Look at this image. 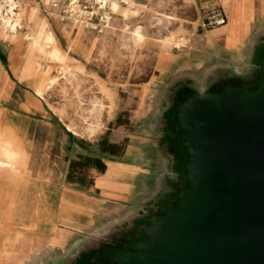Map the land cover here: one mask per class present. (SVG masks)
I'll use <instances>...</instances> for the list:
<instances>
[{
	"label": "crops",
	"instance_id": "0c3cea01",
	"mask_svg": "<svg viewBox=\"0 0 264 264\" xmlns=\"http://www.w3.org/2000/svg\"><path fill=\"white\" fill-rule=\"evenodd\" d=\"M207 2L210 10L224 9L228 23L203 33L187 56L173 58L176 77L183 72L179 77L184 84L159 109L157 118H150L151 136L127 134L123 128L115 131L109 143L119 147L117 155L98 150L93 157L106 169L85 170L91 183L85 187L69 182L68 175L71 163L81 156L91 157L85 154L89 151L44 98L55 79L51 69L40 73L34 66L40 59L56 61L48 54L32 52L20 38L10 44L0 38L1 238L7 237L10 243L17 224L35 222L36 229L45 231L39 234L41 239L48 230L55 236L45 239L71 240L70 248H59L67 254L54 264H97L117 249L140 241L147 225L173 206L187 184V153L176 136V112L192 92L193 76L215 68L223 77L254 79L264 71V0ZM28 14L34 21L33 35L38 36L44 26L48 30V24L37 19L38 9ZM49 33L53 41L54 32ZM48 43L44 42V49L59 53L67 70L69 58ZM182 61L183 67H176ZM46 69L47 85L40 95L38 87ZM84 231L88 235L81 240ZM2 243L6 240L1 239Z\"/></svg>",
	"mask_w": 264,
	"mask_h": 264
},
{
	"label": "rangeland",
	"instance_id": "374dc122",
	"mask_svg": "<svg viewBox=\"0 0 264 264\" xmlns=\"http://www.w3.org/2000/svg\"><path fill=\"white\" fill-rule=\"evenodd\" d=\"M33 1L39 4L37 19L48 24L49 32H54L53 41L48 44L52 42V49H58L62 56L69 58L64 71L58 62L40 59L34 64L37 71L50 68L55 76L44 98L65 126L77 133V136L72 134L89 151L86 156L91 157L97 154L101 144L113 140V133H118L119 129H125L127 134L151 136L150 118L156 119L159 109L167 106L174 99L177 88L184 84L180 81L183 77H179L183 72L176 77L173 58L187 56L195 48L194 44L209 30L205 27L207 19L216 9L206 8L209 0H140L128 21L115 14L102 32L94 33L60 22L58 17L47 14L48 8H44L41 0ZM32 7H36L33 2ZM29 11L24 27L31 34L34 21L30 22ZM138 29L144 37L141 42L135 37ZM81 31L85 33L75 45ZM0 38L5 39L1 31ZM175 42L180 43V48ZM28 45L32 52L40 53L32 44ZM183 65L184 61L176 67ZM258 77L230 74L223 77L215 68L201 71L193 76L190 96L201 105L214 100L226 86L237 87L236 91L242 87L253 91ZM187 144L191 146L193 141L187 140ZM192 148L196 152V146ZM82 175L89 180L85 171ZM34 223L17 224L10 243L7 237H0L6 240L4 246L0 245V264H54L65 257L71 240L45 239L55 236L48 230L41 239L39 234L45 231L36 229ZM87 235L84 231L81 240Z\"/></svg>",
	"mask_w": 264,
	"mask_h": 264
},
{
	"label": "water",
	"instance_id": "95a60500",
	"mask_svg": "<svg viewBox=\"0 0 264 264\" xmlns=\"http://www.w3.org/2000/svg\"><path fill=\"white\" fill-rule=\"evenodd\" d=\"M263 78L264 71L253 92ZM236 88L226 86L201 105L193 96L182 102L175 131L187 153L186 186L140 241L97 264H118L123 252L150 264H264V93L239 105L242 91H252ZM182 210L178 221L167 224Z\"/></svg>",
	"mask_w": 264,
	"mask_h": 264
},
{
	"label": "built area",
	"instance_id": "2783aa9c",
	"mask_svg": "<svg viewBox=\"0 0 264 264\" xmlns=\"http://www.w3.org/2000/svg\"><path fill=\"white\" fill-rule=\"evenodd\" d=\"M140 0H50L49 5L44 4L47 14L51 17H58L60 22L75 26V29L83 28L85 31L94 33L102 32L115 15L111 5L117 3L122 7H130ZM32 0H0V31L5 34L23 35V42L30 35L24 27L28 20L26 13L31 8ZM206 28L213 29L225 26L228 23L226 11L216 8L207 19ZM4 42L11 43L4 39Z\"/></svg>",
	"mask_w": 264,
	"mask_h": 264
},
{
	"label": "bare ground",
	"instance_id": "6f19581e",
	"mask_svg": "<svg viewBox=\"0 0 264 264\" xmlns=\"http://www.w3.org/2000/svg\"><path fill=\"white\" fill-rule=\"evenodd\" d=\"M45 5H49L50 3V0H41ZM32 2L36 5V7H32L31 9H38L39 10V4L38 2H35L32 0ZM139 2L135 3L134 5L130 6V7H122L120 5H118L117 3H113L111 5V10L113 13H116V15H118L123 21H128L129 18H130V15L132 13V11H134L139 5ZM83 32V31H81ZM80 32V34H81ZM2 34L5 35V39L7 40H14L16 41L17 39L20 38V40L23 42V37L21 35V33L17 32L15 34H5L3 31H1ZM32 32L30 35H28V37H26V45L28 44H32L35 48L38 49V51L40 52V54L42 56H45V55H49L53 60H55L56 62L59 63V65H62L64 63V58H60L58 57V54L55 50L52 51V52H49L47 53V51L44 49V47H42V43L43 41L45 42L46 40L47 41H50L51 40V34L48 32V30H46V26L42 27L40 29V33L38 34V36H35L33 37L32 36ZM135 37L138 38L139 42L143 41L144 40V37L141 35V32H140V29H138L136 32H135ZM177 41V40H176ZM174 45L178 48H180V43L179 42H175ZM173 45V46H174ZM64 65V64H63ZM62 65V66H63ZM64 71V70H63ZM42 73V72H40ZM48 77V73L46 71L45 73V78L43 79V82L39 85L38 87V93L40 95H43L44 94V91H45V88H46V85H47V78ZM262 93H264V78L260 80V84H259V89L256 91V92H247L245 90L242 91V94L240 95V98H241V101H236L237 104L239 105H250L252 104L253 102H256L258 101L261 97H262ZM204 96V95H203ZM213 97V96H212ZM204 98V97H203ZM198 99V98H197ZM71 131H73L71 129ZM75 134H77L76 132H73ZM193 191H190L189 195H188V198H187V203L188 204H192L193 200L195 199V193H192ZM183 213V210L172 216L170 219H168L166 222L167 224H171L173 221L177 220L180 218V215ZM166 230L165 228H162L159 232V236L163 237L166 235ZM128 253L127 252H123L121 255H119L118 257V264H150V262H142V261H138V260H135V259H132L130 257H128L129 255H127ZM111 264H114V263H111Z\"/></svg>",
	"mask_w": 264,
	"mask_h": 264
},
{
	"label": "trees",
	"instance_id": "16d2710c",
	"mask_svg": "<svg viewBox=\"0 0 264 264\" xmlns=\"http://www.w3.org/2000/svg\"><path fill=\"white\" fill-rule=\"evenodd\" d=\"M99 147L100 151L104 154H109L111 156L117 155L119 147L117 145L101 144ZM87 169H96L99 172H104L106 169L105 164L98 158L94 157H80L79 161L72 162L70 166V171L68 175V181L71 183H77L83 187L91 184L89 180L83 177V172Z\"/></svg>",
	"mask_w": 264,
	"mask_h": 264
}]
</instances>
